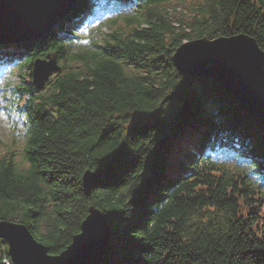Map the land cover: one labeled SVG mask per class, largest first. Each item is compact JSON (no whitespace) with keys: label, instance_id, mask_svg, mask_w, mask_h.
<instances>
[{"label":"trees","instance_id":"obj_1","mask_svg":"<svg viewBox=\"0 0 264 264\" xmlns=\"http://www.w3.org/2000/svg\"><path fill=\"white\" fill-rule=\"evenodd\" d=\"M195 1L191 20L178 27L166 0L148 2L123 20L124 36L115 24L99 53L75 52L58 32L16 52L26 53L29 69L37 56L55 52L62 71L45 90L24 91L29 167L18 170L12 153L0 156L1 219L24 218L33 237L58 254L95 207L114 227L104 264H264V194L244 173L198 161L221 133L240 139L255 172L264 171V124L217 82L179 74L170 61L178 44L197 36L243 33L264 50V0ZM182 97L194 104L187 122L171 110ZM209 101L219 104L216 113ZM164 132L170 144L150 152ZM85 170L99 171L88 195Z\"/></svg>","mask_w":264,"mask_h":264},{"label":"water","instance_id":"obj_2","mask_svg":"<svg viewBox=\"0 0 264 264\" xmlns=\"http://www.w3.org/2000/svg\"><path fill=\"white\" fill-rule=\"evenodd\" d=\"M77 0H0V39L34 40L46 34L66 16ZM173 64L193 75L205 74L218 80L256 120L264 122V51L253 38L238 34L206 37L182 43L172 56ZM208 64L211 66L207 67ZM58 68L54 58L35 61L34 79L41 87ZM185 101L180 116L190 112ZM99 171L85 170L82 188L89 194ZM0 219V237L7 240L13 264H102L110 236L104 212L90 207L80 231L58 254L48 252L26 225Z\"/></svg>","mask_w":264,"mask_h":264},{"label":"rangeland","instance_id":"obj_3","mask_svg":"<svg viewBox=\"0 0 264 264\" xmlns=\"http://www.w3.org/2000/svg\"><path fill=\"white\" fill-rule=\"evenodd\" d=\"M192 2H193L192 0H182V1L181 0H177V1L173 0L172 2L169 3L170 8L171 7L176 8L175 10L171 9V12H172L171 15L173 16V19L175 20L174 22L176 24L179 23V18H181V17L185 18V13H184L185 10H188V11L192 10V7H193ZM100 27H101V30L104 32H106L108 30V27H105L103 25H101ZM93 37L95 38L97 36H93ZM19 70H22V69H17L16 73H18ZM16 73L11 74L9 77V79L11 80L12 83L5 82L6 79L8 78L7 75L9 73L5 77L0 79V88L2 87V92H0V97H1L0 101L8 99V97L11 94L10 88L8 86H5V85L15 84L16 82L19 81L20 78ZM9 103H10V101L8 99L7 105L5 107H10ZM0 105H1V103H0ZM8 118L10 120L12 119L7 115L6 111L0 107V152H3V151L8 150V149L13 150L16 153V160H17L19 166L25 167L27 165V162H25L22 158V148H23L22 138L12 136V132L14 133V131H12L13 125L10 124V121ZM17 119H19V121H17L18 124L21 125L20 122L22 120V116L17 117ZM14 126L17 129L18 135L21 136L22 131L24 130V126H17V125H14ZM7 219H11V218H7ZM13 221L20 222L23 224L26 223V220L24 218H21V217H18ZM110 229H111V232L113 233L114 227L112 224L110 225Z\"/></svg>","mask_w":264,"mask_h":264},{"label":"bare ground","instance_id":"obj_4","mask_svg":"<svg viewBox=\"0 0 264 264\" xmlns=\"http://www.w3.org/2000/svg\"><path fill=\"white\" fill-rule=\"evenodd\" d=\"M112 6H115V5H112ZM100 8L99 7H95V9H94V11L93 12H95L96 13V11L97 10H99ZM99 11H97V13H98ZM99 14H101V13H99ZM211 76H209V78H210ZM3 220V219H2ZM5 221V220H4ZM7 222H9V221H7ZM12 222H14V221H12Z\"/></svg>","mask_w":264,"mask_h":264}]
</instances>
